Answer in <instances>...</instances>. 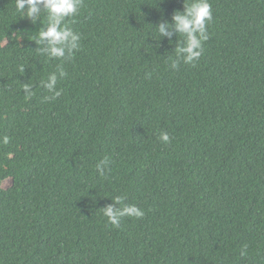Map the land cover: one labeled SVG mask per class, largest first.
I'll return each mask as SVG.
<instances>
[{
  "label": "trees",
  "instance_id": "1",
  "mask_svg": "<svg viewBox=\"0 0 264 264\" xmlns=\"http://www.w3.org/2000/svg\"><path fill=\"white\" fill-rule=\"evenodd\" d=\"M185 3L82 0L64 59L26 40L46 11L0 0V264H264V0H209L201 56L173 68Z\"/></svg>",
  "mask_w": 264,
  "mask_h": 264
},
{
  "label": "clouds",
  "instance_id": "2",
  "mask_svg": "<svg viewBox=\"0 0 264 264\" xmlns=\"http://www.w3.org/2000/svg\"><path fill=\"white\" fill-rule=\"evenodd\" d=\"M43 5V8L40 7ZM82 5V0H16V8L24 13V17L32 22L38 21L42 11L47 12L46 30L41 29L38 33L37 42L48 40V47L43 50V54L48 58L70 59L75 51L79 50L81 36L67 26V18L75 17ZM175 28L179 34L186 37L183 46L177 48V58L173 61L172 67H178L180 60L184 63H193L198 60L203 51V43L208 39L206 25L212 20V10L209 0H191V3H185L184 12L176 11L173 15ZM170 27L167 23L159 25V34L167 35L166 29ZM61 69L59 76L52 73L45 84L47 90L52 93L51 97L45 99H55L60 95L56 89L58 79L65 76ZM30 84L22 85V90L26 92V97L30 98L34 92L29 91ZM160 140L164 143L170 142L167 132H161ZM8 137H4V143H8ZM109 165V158L105 157L97 165V169H105ZM104 175V171H101ZM125 197H115L114 203L122 205ZM104 216L108 222L115 227H119L120 220L124 216L142 218L144 211L135 204L123 205V207L109 206L103 210ZM246 253L242 252L241 255Z\"/></svg>",
  "mask_w": 264,
  "mask_h": 264
},
{
  "label": "rangeland",
  "instance_id": "3",
  "mask_svg": "<svg viewBox=\"0 0 264 264\" xmlns=\"http://www.w3.org/2000/svg\"><path fill=\"white\" fill-rule=\"evenodd\" d=\"M44 27H45L44 22H41L39 24L34 25L31 28L30 33L28 35V38L26 40L29 41V40H32L34 38H37L39 31H41V29H44ZM9 183H10V179H6L3 181V186H7Z\"/></svg>",
  "mask_w": 264,
  "mask_h": 264
}]
</instances>
